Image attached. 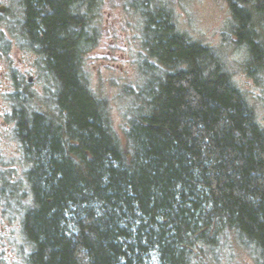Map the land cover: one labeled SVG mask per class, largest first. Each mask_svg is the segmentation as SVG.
Masks as SVG:
<instances>
[{"label": "trees", "instance_id": "16d2710c", "mask_svg": "<svg viewBox=\"0 0 264 264\" xmlns=\"http://www.w3.org/2000/svg\"><path fill=\"white\" fill-rule=\"evenodd\" d=\"M18 1L25 47L52 87L45 101L15 98L28 193L0 172L31 199L27 264H207L225 242L264 264V127L223 55L145 0L143 45L159 74L121 138L83 75L107 0ZM226 1L248 71L261 77L264 0Z\"/></svg>", "mask_w": 264, "mask_h": 264}, {"label": "rangeland", "instance_id": "374dc122", "mask_svg": "<svg viewBox=\"0 0 264 264\" xmlns=\"http://www.w3.org/2000/svg\"><path fill=\"white\" fill-rule=\"evenodd\" d=\"M160 1L173 13L180 32L223 55L235 83L248 97L264 127V75L254 78L248 71L251 59L246 48L237 43L228 2ZM144 2L137 0V6H131L130 0H107L97 17L96 47L84 56L85 81L99 98L108 102L113 128L121 138L139 101L144 99L142 93L148 81L159 74L151 69V64L156 63L143 45L144 19L139 5ZM1 6L6 10L0 13V172L9 174L12 184L20 183L17 188L28 193L24 183L26 161L13 118L15 98L24 95L45 101L52 98V87L39 56L25 47L24 14L19 1L0 0ZM148 7L151 9L150 3ZM13 188L16 187L6 186L5 180L0 181V264H27L30 247L22 233V217L23 207L30 205L31 199H23V192H13ZM220 252L224 256H206L207 264H257L250 250L239 244L225 242ZM150 264H157V260L152 259Z\"/></svg>", "mask_w": 264, "mask_h": 264}, {"label": "water", "instance_id": "95a60500", "mask_svg": "<svg viewBox=\"0 0 264 264\" xmlns=\"http://www.w3.org/2000/svg\"><path fill=\"white\" fill-rule=\"evenodd\" d=\"M6 8L4 6L0 7V13L3 14L5 12ZM32 81V78L30 79Z\"/></svg>", "mask_w": 264, "mask_h": 264}, {"label": "bare ground", "instance_id": "6f19581e", "mask_svg": "<svg viewBox=\"0 0 264 264\" xmlns=\"http://www.w3.org/2000/svg\"><path fill=\"white\" fill-rule=\"evenodd\" d=\"M31 79V78H30ZM29 82L31 83L32 81L29 80ZM59 118V117H58ZM258 118V117H257ZM22 168V167H21ZM10 193V192H9ZM20 198V197H19ZM232 225V224H231Z\"/></svg>", "mask_w": 264, "mask_h": 264}]
</instances>
